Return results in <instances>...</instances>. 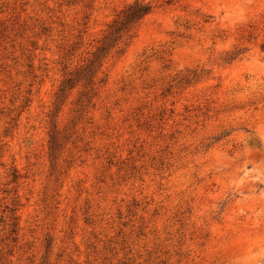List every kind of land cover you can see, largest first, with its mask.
<instances>
[{
  "label": "rangeland",
  "instance_id": "obj_1",
  "mask_svg": "<svg viewBox=\"0 0 264 264\" xmlns=\"http://www.w3.org/2000/svg\"><path fill=\"white\" fill-rule=\"evenodd\" d=\"M132 1L0 0V264H264V0H153L55 106Z\"/></svg>",
  "mask_w": 264,
  "mask_h": 264
},
{
  "label": "trees",
  "instance_id": "obj_2",
  "mask_svg": "<svg viewBox=\"0 0 264 264\" xmlns=\"http://www.w3.org/2000/svg\"><path fill=\"white\" fill-rule=\"evenodd\" d=\"M153 9V0H134L127 4L116 18L107 26L98 46L85 64L67 74L60 83L55 97V106L60 105L66 92L75 85L84 83L91 85L102 61L119 44L127 46L134 37L137 27L142 19ZM55 141V136L52 137Z\"/></svg>",
  "mask_w": 264,
  "mask_h": 264
}]
</instances>
